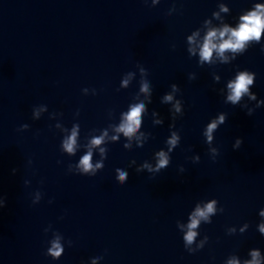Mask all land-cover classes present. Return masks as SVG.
<instances>
[{
    "label": "clouds",
    "instance_id": "clouds-1",
    "mask_svg": "<svg viewBox=\"0 0 264 264\" xmlns=\"http://www.w3.org/2000/svg\"><path fill=\"white\" fill-rule=\"evenodd\" d=\"M175 9V8H173ZM221 11H228L227 8L221 6ZM215 16H219L218 13H214ZM238 24L236 27H229L225 24L222 28H211L207 31L206 35L203 37V41L200 45L199 49V57L201 66L205 61H211L213 57V53L215 52L219 57H221L224 63H228L229 58L225 56V52L232 53L231 60H235L238 55H242L247 51V44L249 42H255V44L261 43L262 32H264V5L255 4L254 10L248 11L245 10L244 14L238 17ZM198 33H194L192 36L188 37V41L191 43L195 40V37ZM174 47V46H173ZM190 52L194 53L195 49H189ZM261 51H264V44L261 45ZM139 66L140 73L143 76H148V71L142 65L137 64ZM134 72H128L127 75H133ZM255 73L250 72L248 70H238L234 76V79H230L227 87L230 90V94L227 96L226 102H231L232 105H240V101L242 96L247 95L249 99H256V94L254 92H250L249 86L254 85ZM125 76V74H124ZM123 76V77H124ZM195 74L192 73L189 75V79H195ZM126 87L129 84V80L124 78L120 84ZM173 92H180V88L177 84L173 83L171 86ZM151 85L149 80L141 79L139 85V91L147 93L149 96H152V90L150 91ZM121 89V88H120ZM88 88L82 89V92L86 95L88 92ZM119 91V89H117ZM96 94V90L92 89V95ZM173 101L172 94L163 95V103L169 104ZM148 103H151V99H149ZM264 105V100H260L258 102V106ZM181 106H183L182 101L180 99H176L175 103L172 105L170 109L172 113V119L175 120L177 116L176 113H179V116L183 115L181 112ZM242 108H246L245 106H241ZM174 109V111H173ZM147 108L143 102L130 104L129 110L127 112L121 113L122 120L118 126H114V130L117 133H123L125 137L131 138L134 133H136L137 129L140 128L142 120L141 114L142 112L147 113ZM255 109H247V114L252 115ZM153 111L151 115H154ZM62 115V114H61ZM76 115H79V111H77ZM38 117L39 112L36 111V107L33 108L32 117ZM226 116L220 115L218 120H212L211 123L207 124L206 131L204 132V136L207 137V142H211L213 139L212 133L214 130H217L218 124H224L226 122ZM156 123H163V119ZM174 126V125H170ZM28 125H21L20 131H24L28 129ZM55 127H59V125H55ZM67 132L68 129L65 128ZM143 135V133H141ZM80 136V125L75 123L72 125L70 134L66 135L62 138L60 144V150L62 153H67L69 157L75 156L77 153V148L80 147L78 144V137ZM107 136V129H104L101 135L92 136L90 139H87V143L84 144V147H87V152L83 154L78 163L69 164L68 171L74 174H79L82 176H95L99 171L104 168V160L107 158L108 148L100 147L99 152L101 154V159L97 161L95 164L92 161L93 158V149L95 146H99L105 141V137ZM112 140H117V136H113ZM181 140V137L177 135L176 132H173L171 138L167 140L168 153H171L173 149L179 146L178 142ZM243 140L241 138H237L235 143L233 144L234 149L240 148ZM123 147L127 148L128 145L125 144ZM140 147H143L141 145ZM213 153V159L219 154L218 148L211 149ZM163 150H159L155 152V156L158 158L155 167L148 163H143V165L139 168H136L137 172H142L144 169H147L149 173H159L162 169H165L169 166L171 162V157L169 154ZM194 162H198L200 157L197 155L192 158ZM59 163V162H58ZM136 162L132 161L129 167L134 165ZM76 171H73V169ZM15 172V170H13ZM116 181L121 185H125L128 181V172L124 169L117 168L116 170ZM183 171V169H181ZM25 183H28L27 181ZM51 203V201H49ZM218 201L216 199H210L206 202H203V206L201 203H197L195 210L191 213L189 219L190 222L186 226V231L181 227V233L183 234V242L185 249L189 252V254H194L197 251L203 249L204 245L208 242V237L204 236L203 239L197 242V236L199 235L197 229L200 225L201 221H204L205 224L212 223V217L215 216L218 212L222 213L224 211L223 207H218ZM5 206V201L0 199V208ZM259 216L262 218L261 222L257 226L258 232L264 236V208L259 211ZM50 227L45 229L47 233L50 230ZM249 225L245 223L242 227H240L239 232L244 233L248 229ZM237 229L235 227H230L227 229V233L229 235L235 234ZM69 246H71V241L67 242ZM49 247L45 252L47 257H51L52 260H59L64 253V237L59 232H53L52 238L48 241ZM248 256L251 259H243L233 254L230 255L226 260V264H264V256L261 255V251L258 248H253L249 250ZM102 257L92 258L90 264H97Z\"/></svg>",
    "mask_w": 264,
    "mask_h": 264
}]
</instances>
